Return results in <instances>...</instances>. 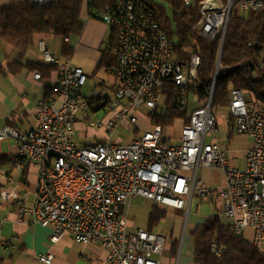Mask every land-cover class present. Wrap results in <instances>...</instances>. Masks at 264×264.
<instances>
[{
    "label": "built area",
    "instance_id": "obj_1",
    "mask_svg": "<svg viewBox=\"0 0 264 264\" xmlns=\"http://www.w3.org/2000/svg\"><path fill=\"white\" fill-rule=\"evenodd\" d=\"M183 1L190 5L194 0ZM262 7L264 0H200L194 29L202 39L218 41L209 84L198 78L197 42L185 50L183 59L155 11L139 0H114L100 12V20L115 30L114 43L108 46L116 60L110 94L86 97L82 88L87 73L67 58L54 57L38 41L40 60L58 66V79L50 84L52 95L38 102L30 131L22 133L8 125L0 129V140L11 138L17 145L15 167L28 161L36 168L35 200L21 212L33 223L49 227L53 243L70 236L81 245H98L106 251L109 264H162L167 236L146 228L129 232L130 201L141 197L188 213L197 198L215 205L233 234H249L246 238L264 256V105L248 99L239 88L230 91L229 124L253 142L243 160L230 157L215 140L207 141L217 131L213 97L231 12ZM257 68L264 79V47ZM34 78L41 80L39 73ZM172 106L184 121L170 130L140 113L142 107L164 113ZM100 109H105V115L89 121V113ZM140 119L146 120V128L138 129ZM78 123L102 137L89 146L77 143ZM123 125L138 133L128 142L112 141L116 128ZM200 169L218 170L220 185H208L199 176ZM8 196L2 191L0 202ZM219 211L213 214L215 219H220ZM6 245L16 248L0 237V247ZM222 249L211 244L217 256ZM53 258L45 253L37 260L51 264Z\"/></svg>",
    "mask_w": 264,
    "mask_h": 264
},
{
    "label": "trees",
    "instance_id": "obj_2",
    "mask_svg": "<svg viewBox=\"0 0 264 264\" xmlns=\"http://www.w3.org/2000/svg\"><path fill=\"white\" fill-rule=\"evenodd\" d=\"M114 0H51L36 3L32 0H14L0 5V40L13 47L15 57L8 59L7 65L0 63V76L7 73H18L22 69H43L47 81L58 79V66L52 63L25 61L27 49L35 42L38 34H51L61 38V53L69 57L72 37L81 34L83 15L93 17L105 10ZM148 5L156 13V18L168 39L176 44L179 54L186 58L185 50L194 41L200 49V66L198 78L205 84L212 80L218 53V41L202 39L194 25L199 18V2L194 0L186 5L183 0H139ZM168 10L170 14H168ZM101 19V17L99 18ZM115 30L109 28L108 46L114 43ZM256 42L254 45L249 43ZM264 47V7L241 13L233 9L224 40L220 70L217 74L212 112L218 114L227 107L230 91L239 88L246 93L248 99L257 100L264 105V79L258 71L259 50ZM115 57L107 49L102 51L99 63L91 76L101 67L108 68L112 75ZM40 74V73H39ZM51 74L54 76H51ZM41 76V74H40ZM89 77V75H87ZM41 77V78H42ZM204 90H201V94ZM52 94V89L45 95V100ZM95 95V94H93ZM225 110L223 112H225ZM221 112V111H220ZM148 115L152 122L170 129L180 124L184 118L175 109L168 107L164 113L150 110ZM89 146L92 144L83 143ZM2 158V157H0ZM184 212H180L182 216ZM166 217V212L153 206L147 219V230L152 229ZM172 235V234H171ZM194 248L192 264H264V256L243 235L233 234L227 225L213 216L204 223L195 225L192 231ZM223 246L219 256L211 250V244ZM179 240L174 239L170 245L171 263L177 256ZM0 264L2 261L0 260Z\"/></svg>",
    "mask_w": 264,
    "mask_h": 264
},
{
    "label": "crops",
    "instance_id": "obj_3",
    "mask_svg": "<svg viewBox=\"0 0 264 264\" xmlns=\"http://www.w3.org/2000/svg\"><path fill=\"white\" fill-rule=\"evenodd\" d=\"M11 1L14 0H0V5ZM82 20L84 21V27L81 34L77 37H72L69 41L73 49L72 54L69 57L64 56V59H69L73 65L79 66L85 71L86 66L94 65L96 61L97 65L99 63L101 55L98 51V47L104 38L107 26L100 19L97 20L93 17H89L88 14L83 15ZM52 36L53 35L50 34L36 35L34 44L27 49L22 62H42L39 57L37 43L42 40L46 46L53 40ZM75 53L79 55L80 58L76 56L75 58ZM14 57L15 53L13 47L0 40V63L6 66L8 59L12 60ZM35 73H40L42 77L45 71L43 69L41 72H37L36 70L25 68L18 73H7L6 75L0 76V129L8 125L14 127L19 132L26 133L34 127L37 104L40 100L45 99V95L48 94L49 88H51L50 84L57 80L55 78L47 81V79H44V76L41 80H37L34 78ZM53 75L51 74V76ZM87 75H89V77L91 76L88 72ZM224 115H226V110ZM223 117L227 119V117ZM227 121L229 123V119ZM78 124L82 126L85 133L89 130H85L82 123ZM142 126L146 128L148 125ZM168 132L170 133V131ZM102 135V133L101 135H97L95 140L89 144L94 143L97 139L101 138ZM208 138H210L209 141L215 140L214 134L213 136L210 135ZM16 151L17 145L11 138L0 140V157H2L0 158V193L6 191L9 195L6 200L0 202V237L16 245L14 249L10 248L8 245L0 247V260L2 264H44L39 262L37 257L39 254L45 253L54 255L51 264H109L106 262V251L98 245L94 243L81 245L74 242L70 236H63L57 242L53 243L50 240L51 229L49 227H43L37 223H33L29 215L21 212V207H31L35 200L37 178L36 168L33 163L27 161L20 168L15 167L12 158L16 154ZM230 157L237 156L231 155ZM241 159L243 160V158ZM200 170H203L201 176L204 178V181H206L205 179H209L207 175L213 171L209 169ZM218 185L220 184L218 183ZM134 199L130 201V204ZM197 200V207L200 202L205 203L200 199ZM155 205L156 204L153 203L152 207ZM158 207L164 210L166 214L172 212L175 214L184 212L185 214L183 210L170 207ZM150 211L151 210H149V213ZM188 215L181 221L183 222V228L185 223L186 228L188 227ZM167 218H164L159 224ZM195 219L197 221L196 216ZM179 220L181 219L177 217L174 228H171H176L178 235L174 234V230L164 233L166 230L160 228L159 224L152 229V231L163 233L167 236L163 253L167 252L169 256L170 245L173 243L174 239H178L180 243L182 224L180 222V226ZM128 224L132 232L147 227L146 221L135 223L129 218ZM193 228H191V233ZM15 237L18 239L15 240ZM170 238L172 239L169 242L168 239ZM167 242L169 243L167 244ZM179 250H181V247L179 249L178 246V255L180 253ZM163 253L161 256V263L165 262L170 264L172 259L169 256L165 257Z\"/></svg>",
    "mask_w": 264,
    "mask_h": 264
},
{
    "label": "rangeland",
    "instance_id": "obj_4",
    "mask_svg": "<svg viewBox=\"0 0 264 264\" xmlns=\"http://www.w3.org/2000/svg\"><path fill=\"white\" fill-rule=\"evenodd\" d=\"M100 14H96L94 16V19L99 20L100 18ZM168 14H170V11L168 10ZM51 35V34H50ZM53 40L51 41V43H48L46 45L47 49L50 50V52L53 54L54 57L63 60L64 59V55L61 53V38L58 36H52ZM108 37H109V27H107L106 33L104 35L103 40L100 43V46L98 47V51L101 55L102 51H106L108 49ZM76 39V38H74ZM78 57L80 58L79 55H77L76 53L74 54V57ZM75 57V58H76ZM97 63V61H96ZM94 65H89L85 67V72L89 73V74H93V71L95 70V67L97 64ZM111 70V69H110ZM108 68L106 67H101L93 76H90L87 78L86 84L84 85V87L82 88V93L86 96V97H90L93 94H99L101 92H103L104 94H110V87L113 85L114 83V78L111 75V73ZM225 109H220L218 111V116L217 117V131L214 134L215 136V141L219 144L220 148L227 151L229 153V155H234L237 156L238 158H244L248 149L252 146L253 142L252 139L250 137L244 136V135H240L237 134L232 127L230 126V124L228 123V114L224 115V111ZM221 111V112H220ZM149 110L145 107H142L140 110V113L143 115V117H147L146 114H148ZM90 120H95V119H100L105 115V109H100L95 113L90 112ZM93 115V116H92ZM223 116L227 117L224 118ZM142 120V119H140ZM230 120V119H229ZM141 122V125L138 129H141L143 126L142 125H147L146 121L143 119ZM169 131V130H167ZM138 132L136 130V128L132 127V126H127V125H123V126H118L116 128V130L114 131V135L112 137V141H117V142H128L129 140H131L134 135H136ZM91 135V136H90ZM97 135H101V133L99 131H94L92 129H89L88 131H85L82 129V126L80 124H77L76 126V131H75V135H74V140L77 143H90L92 141L95 140V138L97 137ZM211 136H213V134H211ZM210 138H207V141H209ZM93 144V143H92ZM202 171L203 170H199V176L202 177ZM209 179H205L206 183L210 186H216L218 185V183L220 184L221 182V174L218 170H213L210 172L209 175H207ZM203 178V177H202ZM204 179V178H203ZM197 198L194 199L193 204L189 210V215L188 213L185 211V214L183 213L182 216L180 215V213H169L166 214L167 218L165 221H163L161 224H159L160 228H162L163 230H166L169 232L170 230H174V234L178 235V231L177 229H171L172 227L174 228V224L177 221V217L180 218L181 220H179V224L182 221V219L184 220L185 217L188 215L189 217V222H188V227L186 228V223L184 224V228H183V222H181L182 227H181V234H180V243H179V249L181 247V250L179 255L177 254L176 258H175V263L174 264H191V259H192V255H193V248H194V238L192 236L191 233V228H193L195 225H199L204 223V221L206 220L207 217L211 216V215H215L217 214V207L213 204H208V203H202L200 202V204H198V207L196 205L197 203ZM154 202L147 200L145 198H141V197H137L135 198L132 203L129 205V209H128V218L132 221L136 222H147V218H148V213L149 210H151L152 208V204ZM195 216L197 217V221L195 219ZM219 216H220V220L222 221L223 224L227 225L228 221L226 219L225 216H223L222 213H220L219 211ZM199 217V219H198ZM180 224V226H181ZM184 229V231H183ZM132 230V229H131ZM131 230L128 228V231L131 232ZM246 237H250L249 234L246 235ZM172 238L168 239L169 242ZM167 242V244L169 243ZM163 255L165 257H168V253L164 252ZM162 264H167L165 262H163Z\"/></svg>",
    "mask_w": 264,
    "mask_h": 264
}]
</instances>
